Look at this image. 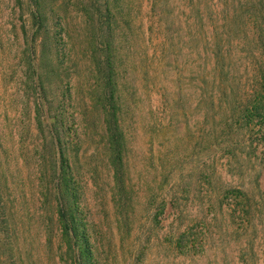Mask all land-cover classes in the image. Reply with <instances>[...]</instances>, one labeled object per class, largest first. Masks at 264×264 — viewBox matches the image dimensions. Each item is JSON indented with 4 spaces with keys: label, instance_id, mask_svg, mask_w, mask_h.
Returning a JSON list of instances; mask_svg holds the SVG:
<instances>
[{
    "label": "trees",
    "instance_id": "trees-1",
    "mask_svg": "<svg viewBox=\"0 0 264 264\" xmlns=\"http://www.w3.org/2000/svg\"><path fill=\"white\" fill-rule=\"evenodd\" d=\"M17 1L31 18L30 25L22 27L23 67L17 73L25 88L23 111L30 113L37 138L36 152L23 162L33 165L36 175L33 180L27 177L26 183L22 173L25 169L29 173L31 168L19 165L12 150L2 146L0 136V211L3 216L9 214V219L0 220V231L6 224L7 235L10 233L9 241L0 238V255L6 253V246H11L12 253L16 251L17 264H25L19 235L31 225L23 217L18 223L10 204L27 197L30 192L26 189L31 186L40 209L53 206L46 246L52 247L58 238L60 257L66 264H110L111 258L118 255L115 227L119 232L121 228L132 231L139 221L140 205L145 211L143 222L152 215L157 219L153 210L163 204L164 198L162 203L158 200L165 184H152L149 173L142 171L136 180L132 170L133 128L138 114L135 109L145 103L152 106L153 100L150 94L138 96V85L129 80V71L145 74L142 70L148 61L152 72L169 67L174 47L186 36L184 31L200 27L205 41L212 46L213 78L219 70L225 75L221 83L228 85L238 79L230 76L231 69L226 65L233 49V39L227 35L235 25L230 24L244 15L241 35L233 44L238 47L251 43L252 76L232 91V121L223 123L221 135H229L236 127L250 136L258 132L264 138V0H233L231 10L229 0H171V5L170 0H164L165 4L163 0ZM149 9L151 25L147 30L151 34L156 27L160 30L152 56L143 42L146 33H140L145 31L144 13ZM167 16L180 29L175 45L174 36L168 34L172 24ZM189 38L193 39L192 33ZM137 79L138 76L135 80L140 83L141 79ZM222 94L225 100L223 90ZM219 106L218 99H214L207 111ZM205 118H210L209 113ZM158 171L159 168L157 175ZM89 182L101 200L99 213H104V219L99 222L88 201ZM141 190L145 195L143 203L138 197ZM226 196L237 209L241 208L239 215L246 221L252 211L249 192L235 188ZM27 255L32 257L29 251Z\"/></svg>",
    "mask_w": 264,
    "mask_h": 264
},
{
    "label": "rangeland",
    "instance_id": "rangeland-1",
    "mask_svg": "<svg viewBox=\"0 0 264 264\" xmlns=\"http://www.w3.org/2000/svg\"><path fill=\"white\" fill-rule=\"evenodd\" d=\"M229 1L231 10L233 0ZM172 3L170 0L168 5ZM150 10L144 13L145 31L140 33H146L143 42L152 56L153 43L160 30L156 27L152 34L147 30L151 25L148 22ZM30 19L17 0H0V136L2 146L12 150V157L19 159L20 166L26 165L23 161L34 155L37 143L31 115L23 111L25 88L21 74L17 73L23 67L20 64L22 27L25 23L29 26ZM243 19L244 15L231 23L235 25L227 35L233 39L226 65L231 69L230 76L238 79L234 83H221L225 75L219 70L213 78L212 46L205 41L200 27L184 31L186 36L179 44L176 37L180 29L168 16L172 24L168 34L174 36V45L178 43L167 62L169 67L152 72V63L148 61L142 70L145 74H140V70L129 71V80L138 85V96L150 94L153 100L152 106L145 103L135 109L138 114L133 128V176L138 180V173L142 171L149 173L152 178L148 180L152 184H165L158 202L164 199L163 204L153 210L157 219L152 215L143 222L145 211L140 205L139 221L132 231L121 228L119 232L115 227L118 255L111 258L110 264H264V138L258 132L250 136L243 129L235 130L236 127L229 135H221L223 123L232 121V91L237 90L238 83L245 84L252 76L251 43L238 47L233 44L243 29ZM205 32L209 36V30ZM189 33L193 39L189 38ZM137 76L140 83L135 80ZM133 85L128 86L129 93ZM163 94L166 96L161 98ZM219 95L223 102L219 101ZM214 99H218V106L222 104V108L207 111ZM207 113L210 118L206 119ZM27 167L31 171L28 173L25 169L22 173L26 183L27 177L33 180L36 175L33 165ZM235 188L249 192L252 211L246 221L239 215L241 208L237 209L226 196ZM34 189L27 187L26 191L30 192L27 197L10 204L16 220L23 217L27 225H31L19 235L25 264H66L60 257L58 238L55 237L52 247L46 246L48 217L53 206L49 205L48 210L40 209ZM144 196L141 190L138 195L141 203ZM87 197L94 217L100 218L98 222L103 220L104 213H99L101 200L91 182ZM8 216V212L3 216L0 211V220ZM113 221L114 217L109 222ZM3 227L0 238L9 241L8 226ZM0 258V264H17L16 251L12 253L11 246H6V253Z\"/></svg>",
    "mask_w": 264,
    "mask_h": 264
}]
</instances>
